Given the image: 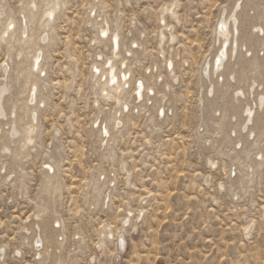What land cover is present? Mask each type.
<instances>
[{
	"label": "rangeland",
	"instance_id": "rangeland-1",
	"mask_svg": "<svg viewBox=\"0 0 264 264\" xmlns=\"http://www.w3.org/2000/svg\"><path fill=\"white\" fill-rule=\"evenodd\" d=\"M59 2L42 44L44 29L30 24L29 12L39 15L43 6L38 9L37 0H0V9L16 21L12 40L1 33L5 20L0 25V63L10 66L7 97L13 106L23 107L26 100L17 82L25 59L18 56L24 22L35 40L24 53L40 47L44 69L33 76L39 87L38 138L17 158L21 137L2 139L10 150L0 154L4 263L46 264L47 243L36 256L30 228L48 214L40 188L50 165L62 188L53 214L60 219L63 264H264V134H257L247 151L233 145L223 122L209 130L203 97L202 68L215 47L219 16L232 0H176L174 15L166 10L174 0ZM104 18L109 36L119 26L117 69L124 61L132 69L128 88L116 98L103 96L101 80L91 77L94 65L111 57L108 38L99 41ZM134 25L144 32L140 46L132 45ZM263 52L251 64L255 74ZM138 80L146 86L140 102L133 98ZM123 103L129 118L113 127L112 115ZM162 106L164 118H158ZM102 114L109 129L106 146L97 132ZM237 178L239 191L233 185ZM100 181L101 198L93 204Z\"/></svg>",
	"mask_w": 264,
	"mask_h": 264
},
{
	"label": "bare ground",
	"instance_id": "bare-ground-1",
	"mask_svg": "<svg viewBox=\"0 0 264 264\" xmlns=\"http://www.w3.org/2000/svg\"><path fill=\"white\" fill-rule=\"evenodd\" d=\"M37 1L39 2L38 9L43 6V10L39 15L36 12L30 11L29 22L33 27L37 23L43 27L42 35L44 36L39 38V40L42 39V44H44L49 38L50 31L53 29L52 23L60 2L59 0ZM175 4L176 0H174L172 6L166 9L170 14H175ZM166 10H164V13L162 12V15L166 14ZM262 10H264V0H232L231 4L219 16L217 28L215 27V47L212 54H210L211 58H208V62L202 68V70L205 68L203 71L205 74L203 97L210 111L209 130L216 131V128L223 122L233 145L246 146V151L253 147L252 141L256 138L257 134H264V56L262 55L263 57L260 58V71L258 74L253 73L250 68L251 64L256 61L257 53L264 51V15ZM24 12L25 9L22 8L20 10L22 18H24ZM2 20H5V24L1 33L12 40L16 37V31L14 30L16 21L13 17L6 16L4 9H0V25ZM160 24H164V20ZM118 27L114 28L115 32L112 36H109L110 26L106 18L100 24L99 41H104V39L108 38L111 57L105 58L106 62L100 63L101 66H99V63L97 67L94 65V73L91 74L92 79L101 80V93L106 98H116V96L122 94L128 88L131 80L132 69L127 68V62H122L119 70L116 67L117 64H115V59L118 57L121 48V35ZM131 33L134 38L132 45L140 46L144 32L134 25ZM35 34L36 32L33 34V37ZM160 36H164L162 30ZM170 37L174 41V38ZM163 39L164 37L160 39L161 42ZM18 42L22 47L18 51V56L21 57L24 54L25 57L21 61L17 79V82H21L22 84L21 93L26 94L23 107L17 108L13 106L10 97H7L10 91L7 82L8 68L10 66L0 63V72L3 79L0 81V133L4 135L3 138H0V154L10 151L6 142L2 139L10 138L12 142H16L20 136V146L16 158L18 155L24 156L25 152L38 138V125L36 122L40 107L36 106L37 104L34 105V102L37 101L39 87L38 81L33 76H35L36 72L43 73L44 70L41 67L43 53L40 47L34 48L27 54L24 53V47L35 43V40L31 39L29 35V28L26 22H24V26L20 29ZM126 52L132 53L133 50L126 48ZM137 52L140 51L137 50ZM99 57L102 60V56ZM168 68H172V63L169 64ZM145 90L146 86L143 81L138 80L135 82L133 98L136 102H140L144 98ZM148 90H150V94H154L150 87ZM29 105L31 106L29 107ZM122 106L123 109H116L112 115L110 124L113 127L124 126L127 118H129L128 115H124L123 113L125 108H129V105L123 103ZM18 111L21 113L19 114ZM164 112V106H162L158 118H164ZM218 114H221L220 118H218ZM4 119H6V122H4ZM106 120V115L102 114L97 122V128H99L97 132L104 141L102 143L105 146L109 138ZM5 125L8 127L7 129H4ZM4 130L5 132L3 133ZM238 130L242 131L240 135L237 138H232V136H236ZM54 136L58 138L57 133ZM110 150L109 152H111ZM246 151L244 150V152ZM262 152H258V156H262ZM253 165H260V161L253 160ZM2 169H5V165H3ZM55 172L56 170L53 166L49 165L46 167L44 171V183L40 188L42 194L40 196L45 199L48 214L45 218L43 217L44 219L42 218L41 222L38 221V223L33 224L32 228H30L35 236L33 250L36 256H41L42 254L40 250L42 242L47 243L48 256L46 264H63V260L59 256L63 247V242L60 241L63 236L62 230L58 228L60 226V219L53 214V201L62 190L61 183ZM248 181L250 180L248 179ZM233 185L239 191L238 178L234 180ZM103 188L104 184L100 181L93 196V204L100 201L101 190ZM106 199H108V196H106ZM129 222L130 220L125 221L126 224ZM24 232L30 234L28 230H24ZM109 235H112V233H109ZM76 238H80V236L76 234ZM119 240L120 249L123 250L125 241L123 237ZM100 250L99 253L103 252V245H100ZM5 256V249L0 248V264H5ZM98 258H100V255H98Z\"/></svg>",
	"mask_w": 264,
	"mask_h": 264
}]
</instances>
